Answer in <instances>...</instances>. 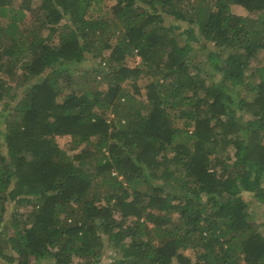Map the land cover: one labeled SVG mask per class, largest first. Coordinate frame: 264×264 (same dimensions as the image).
<instances>
[{
	"label": "trees",
	"instance_id": "trees-1",
	"mask_svg": "<svg viewBox=\"0 0 264 264\" xmlns=\"http://www.w3.org/2000/svg\"><path fill=\"white\" fill-rule=\"evenodd\" d=\"M104 1L0 0V264H264V0Z\"/></svg>",
	"mask_w": 264,
	"mask_h": 264
},
{
	"label": "rangeland",
	"instance_id": "rangeland-1",
	"mask_svg": "<svg viewBox=\"0 0 264 264\" xmlns=\"http://www.w3.org/2000/svg\"><path fill=\"white\" fill-rule=\"evenodd\" d=\"M114 2H115V0H105L102 8L99 9V10H103V11L109 10L111 5ZM233 10L236 11V12H239V13H246V10L243 7L238 6V5L233 6ZM97 12L98 11L95 10V9H94V11L90 10V13L93 14V15L98 14ZM34 15H35V13H32V12L29 11L26 20L22 22L21 26L25 27L27 29L28 28L37 29L35 26L38 25V23L34 20ZM166 22L169 23L170 22V18H168L166 20ZM182 26H184V24ZM48 31H49V29H47V28L43 29V33L44 34H47ZM195 45L197 46V48L194 51L195 54L193 55V57H194L193 60L195 62H197L200 65L201 68H203L204 70H207V73H210V71L212 69H211L210 66H208L209 64H208V61H207L205 50L203 48L199 47L200 46L199 43L195 42ZM108 52H109L108 50L105 51L106 54H108ZM2 59L5 60L6 56H4V58H2ZM140 61H141V57L139 55L128 57V59L126 60V62L129 65H131V66L138 64ZM263 64H264V52H260L259 56L252 60L250 68H249V71H255L257 66H262ZM91 65H92V62H91ZM91 65H88V66H87V64L83 65V68L90 67V68L86 69L88 71L89 75L94 73L92 71ZM78 73H79V71H77L76 68H73V74H72L73 78L76 81L78 80L77 82H80L82 85H84V81L82 80V78L79 76ZM211 75H212V73L207 74V76H209V77ZM214 75L217 76V77L219 76L217 74H214ZM142 76H144V75H142ZM5 78L6 77H4V76L0 77V86H6V85H10V84L13 85L14 81H12V80H10L8 78L5 79ZM66 79H67V77H62L61 78L62 81H60V83L62 85H64L67 82ZM137 79H138V82L141 85H143L144 82L147 80L145 77H141V75L138 76ZM133 80H135V79L127 80L124 83V85L132 90L133 89V86H132ZM76 81L74 83H72V85H65V87L63 88V93L61 94V98L62 99L64 97H67V96L71 95L74 92V90H75L74 89V85H75ZM1 84H3V85H1ZM98 85H99V88H106V86H107V84L104 83V82L99 83ZM142 91L145 92V88L144 87H142ZM5 95L6 96L0 101V110L3 108V105L5 106L8 103V101H9L8 94L6 93ZM55 140L63 148H66V149L69 148L70 149L71 144H72L71 136H69V135H63V136L58 135V136L55 137ZM263 185H264V182H263ZM244 197H245L246 201L249 204V209L254 214L253 217L257 220V222L259 224L260 230L264 233V202L259 200L252 192H245ZM30 209H31L30 205H17L15 203L7 205V207L5 208V210L3 212L4 217H5L3 223L5 225L9 226L8 231H10L12 229L11 225H12L13 218L16 217V218H20L21 220H23L24 216H25V213H27V211H29ZM116 252H117V250L114 247H111V245L106 243V245L101 250L102 261L103 262H107L112 257L111 255L112 254L113 255L116 254Z\"/></svg>",
	"mask_w": 264,
	"mask_h": 264
}]
</instances>
